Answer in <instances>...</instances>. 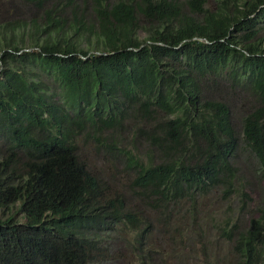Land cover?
<instances>
[{"label": "trees", "instance_id": "1", "mask_svg": "<svg viewBox=\"0 0 264 264\" xmlns=\"http://www.w3.org/2000/svg\"><path fill=\"white\" fill-rule=\"evenodd\" d=\"M1 7L0 264H102L96 238L112 227L133 261L154 264L153 230L166 239L184 215L195 222L203 197L251 201L237 155L245 146L264 172V0ZM81 143L126 175L128 195ZM229 221L235 264H264V196L247 225ZM204 253L213 260L207 240Z\"/></svg>", "mask_w": 264, "mask_h": 264}, {"label": "rangeland", "instance_id": "2", "mask_svg": "<svg viewBox=\"0 0 264 264\" xmlns=\"http://www.w3.org/2000/svg\"><path fill=\"white\" fill-rule=\"evenodd\" d=\"M3 1V0H1ZM2 7L0 8V13ZM250 109L249 105L243 100L231 110L235 115L234 124L241 130V118L245 112ZM81 158L87 162L90 168L96 172L100 178L110 187V191L117 189L122 191L129 185L125 174H118L110 165L107 159L96 154L93 146H84L80 144ZM237 160L240 166L238 184L243 191L247 192L251 201L240 198L241 195H234L229 201L223 200L219 191L208 197H203L198 201V214L195 222H192L186 215V220L178 226L176 233L171 232L164 239L156 230H153V240L156 243L152 252L154 264H235L238 255L236 251L232 252L233 242H229L221 236V228H225V219L231 218L229 227L235 223L241 228V224L247 225L252 212L261 204L264 196V172H260L259 166L254 156L245 146H242L238 152ZM118 193H130L126 191ZM246 203V205H244ZM133 213L148 214L146 209L137 202H133ZM17 207L12 208L11 214L18 216ZM188 208V207H187ZM239 221L238 222L236 221ZM216 221V225L215 224ZM222 224L220 225V223ZM184 226L185 232L184 233ZM188 229H194L187 235ZM204 231L205 237L198 234ZM110 234L100 235L96 238L100 249L102 264H137L132 260L131 250L123 240L124 235L121 231L112 227ZM137 231L131 232L129 236L135 242ZM102 236V237H101ZM114 237V240H111ZM191 237L192 239H190ZM203 237V238H202ZM189 239V240H186ZM149 241V239L147 238ZM207 242L211 245L210 260L204 253V245ZM162 261H165L162 263Z\"/></svg>", "mask_w": 264, "mask_h": 264}]
</instances>
